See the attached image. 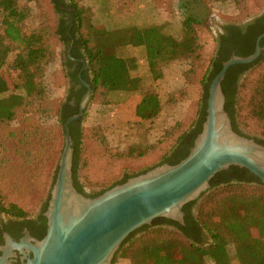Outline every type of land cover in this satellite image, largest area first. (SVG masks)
Returning <instances> with one entry per match:
<instances>
[{"label":"trees","instance_id":"1","mask_svg":"<svg viewBox=\"0 0 264 264\" xmlns=\"http://www.w3.org/2000/svg\"><path fill=\"white\" fill-rule=\"evenodd\" d=\"M58 12L67 13L68 19H60L56 27V34L61 43L66 47L63 62L72 65L78 58L84 59L88 64V70H81L83 63L79 64L78 71L72 73L73 80L80 85L74 92L76 104L70 102L62 103L58 108L44 107L39 109L43 119L57 117L62 128L63 142L65 141L66 120L78 112V104L86 91V87L80 80L82 78L91 84L93 96L98 88L108 92L135 91L139 88L140 79L132 76L131 68L134 67L133 59L118 55L117 49L133 44L137 35L146 46L147 60L150 70L155 79L164 76L160 64L164 58L175 61L186 58L191 61V68H196L197 59L201 58V42L194 24L184 26L180 39L168 37L163 25H149L140 29L125 27L119 29H108L105 26L91 24L86 35L78 32L77 11L75 7L69 9L67 0H48ZM200 1V0H197ZM226 2L229 0H217ZM0 11H3L0 27V73L8 66L9 55L13 47L18 51L13 63V68L23 71V82L21 86L26 90L27 97L0 98V128L2 125L11 123L18 112H29L26 105L33 103L37 98H43L44 90L40 81L39 73L42 67L50 62L53 56L52 42L49 36H39L37 32H27L25 18L27 13L20 9L14 0H0ZM190 19V18H189ZM198 22V21H197ZM258 36H238L232 33L229 36L216 38L217 48L211 57L208 66L207 77L203 78L204 93L199 107L190 114V118L177 121L175 125L160 136L153 145H147L138 150L137 154H129L143 159V167L138 171L125 173L121 180L107 186L92 196L99 195L106 189L120 183H124L132 176L139 175L163 163L177 164L190 152L191 147L198 134L202 131L206 119L207 98L209 86L214 77L223 67V63L231 57L233 50L235 55L249 56L250 51L245 53L242 43L253 42L255 44ZM71 48L73 60L68 55ZM26 52V54L24 53ZM264 63V54L256 61L249 64H235L231 66L222 82V88L226 97L225 109L229 113L233 127L239 130L237 117L239 115V104L245 100L249 117L257 124L264 127V74L248 85H240L237 74L239 70L247 72L250 68L258 67ZM88 71L91 77L88 76ZM8 90V85L0 77V94ZM248 90L247 97L243 91ZM104 91L105 96L107 92ZM156 98L155 106L148 105L144 98L138 103L136 115L141 120H153L162 108L161 99L157 92L152 94ZM92 96V97H93ZM30 113L33 114L32 111ZM188 120V122H186ZM39 121V120H38ZM82 117L69 125L73 140V176L75 186L82 192V184L78 179L80 167L87 165L88 158L84 154L86 129L83 127ZM184 121V122H183ZM39 129L42 126L39 124ZM25 133L19 137L18 152L22 154L26 144L31 143L39 132ZM94 131H96L94 129ZM242 132V131H241ZM243 133V132H242ZM20 135V132H19ZM95 141L101 136L93 134ZM1 137V135H0ZM41 144L45 146L44 136H40ZM262 144L264 142L259 141ZM101 144V142H100ZM6 148V140L1 144ZM25 154L39 153V147H33ZM4 158L0 159V171L3 167ZM81 164V166H80ZM58 170V166H57ZM236 172V174H232ZM242 172V173H240ZM53 175V182L56 178ZM197 200L185 204V224L175 220L159 217L151 224H145L132 232L121 244L116 253L113 264L117 257L128 259L131 264H144L141 256L151 252H162L178 249L179 257L171 264H264V183L248 169L231 166L228 170L218 172L210 181V189L203 194V199L197 207L196 214H192L190 207ZM14 216H26L28 212L17 202H9L7 195L0 194V212ZM204 231L212 238V243L204 247ZM234 244V254L230 252L229 246ZM168 260H171L167 258ZM166 259V261H167ZM165 261V260H164ZM163 261V262H164ZM163 264V263H159Z\"/></svg>","mask_w":264,"mask_h":264},{"label":"rangeland","instance_id":"2","mask_svg":"<svg viewBox=\"0 0 264 264\" xmlns=\"http://www.w3.org/2000/svg\"><path fill=\"white\" fill-rule=\"evenodd\" d=\"M14 2L27 13V32L35 31L39 36H49L53 43L52 59L42 67L38 77L42 82L44 97L26 105L33 114L30 111H20L11 123L0 128V159L4 158V169L0 171V194L7 195L9 202H17L28 214H33L50 198L53 175L58 171L57 166L64 148L62 128L57 117L43 119L39 109L58 108L66 101L75 106L77 96L74 92L80 85L73 80L72 73L78 71L79 64H64L63 53L66 47L56 34L59 20L68 19L67 13L56 11L48 0ZM67 4L70 5L69 9L74 6L77 11L79 36L80 33L86 35L91 24L105 26L110 30L163 25V31L168 37L180 39L184 26L194 24L201 42L202 53L201 58L197 59L196 68H191L192 63L186 58L175 61L164 58L160 64L164 76L160 79H155L150 70L146 46L139 35L132 45L117 49L118 55L135 60L131 74L139 78L140 83L135 91L108 92L98 88L82 117L81 123L87 133L84 154L88 162L84 168L80 167L78 179L85 190L97 193L121 180L125 173L138 171L143 167V159L129 154H137L144 146L155 144L165 130L177 121L191 117L190 114L201 103L204 93L203 78L207 77L209 61L217 48L216 38L221 25L248 20L262 10L264 0H67ZM1 17L3 11H0V27ZM17 52L13 47L8 66L0 73V77L8 85V90L1 93L0 98L27 97L26 90L21 86L24 72L13 68ZM83 70H88L87 62ZM87 73L91 77L90 71ZM263 74L264 63L250 68L241 76L239 89L240 85L250 86ZM104 91L107 92L105 96ZM153 92L159 94L162 108L153 120H141L136 115L137 105L146 95L148 105L155 106ZM247 93L248 90L243 91L246 97ZM27 99L30 100V97ZM236 122L244 134L264 139V127L249 117L245 100L239 104ZM39 124L42 126L41 130ZM37 128V137L26 144L22 158L18 147H15L19 137L22 132L24 135ZM94 133L101 136V141L94 140ZM40 136H44L45 146L41 144ZM5 140L6 148L1 145ZM33 147H39L40 150L38 155L35 152L29 154V159H34L29 162L25 159V154L29 150H35ZM202 199L203 195L193 206L195 214ZM4 214L7 213L0 212V218ZM204 235L202 245L208 247L212 238L206 231ZM229 249L233 255L234 244H230ZM179 254L178 249H173L147 253L141 258L144 264H171ZM114 264L131 263L128 259L117 257Z\"/></svg>","mask_w":264,"mask_h":264},{"label":"water","instance_id":"3","mask_svg":"<svg viewBox=\"0 0 264 264\" xmlns=\"http://www.w3.org/2000/svg\"><path fill=\"white\" fill-rule=\"evenodd\" d=\"M263 35L258 37L256 50L251 55L233 54L212 80L202 131L183 160L158 165L96 196L79 191L73 176L74 148L69 125L83 117L93 96L91 84L80 72L86 91L78 112L64 124V148L45 213L47 233L41 240L33 239L30 243L27 237L4 248L0 264H12L8 259L15 254L12 248L20 250L26 258L25 264H113L124 240L143 225L159 217L185 224L184 205L208 191L211 179L218 172L235 165L248 169L264 183V144L234 129L225 109L222 88L231 66L248 64L258 58ZM68 55L75 60L71 48ZM80 61L84 68L86 62Z\"/></svg>","mask_w":264,"mask_h":264},{"label":"flooded vegetation","instance_id":"4","mask_svg":"<svg viewBox=\"0 0 264 264\" xmlns=\"http://www.w3.org/2000/svg\"><path fill=\"white\" fill-rule=\"evenodd\" d=\"M232 33L233 34L237 33L238 36H258L259 37L263 35L264 34V6L258 14H255L254 16L250 17L248 20L244 22H236V23L231 22V23L222 24L221 31L218 37L226 36V35L229 36ZM258 37L256 38L254 46H253L252 41H250L248 44L242 43V46L245 49V53L250 51V53L252 54L256 50ZM259 44L261 47V53L257 59H259L264 54V35L261 38ZM235 53H236V50H233V52L231 53V56ZM80 59L82 58H78L77 62L81 63L82 61H80ZM83 69L84 68L82 65L81 70ZM243 72L244 71L240 69L237 76L241 77L244 74ZM238 132L242 133L241 131H238ZM254 138L258 142L259 141L264 142V139H259L257 137H254ZM232 166H235V165H232ZM229 168H227L226 170H228ZM234 173L236 174V172H233L232 174ZM82 192L85 193L86 195H91V196L94 195V193L87 192L84 187H82ZM49 199L47 200V203L44 206H42V208H40V210L36 213L28 214L26 216H14L10 214H4L3 216H1L0 218V256L4 254L5 252L4 248L11 246L12 244H15V243L16 244L20 243L27 237L29 238L28 240L30 243L34 242L33 239L41 240L44 238V236L47 233V228H48V218L45 213L48 209ZM193 206L194 205L192 204V206L190 207V211L192 214H194ZM185 215L186 213L184 214V221H185ZM12 250L15 254L8 257V259L12 261V264H25L26 258H23V254L20 252V250L17 248H12ZM30 256H32V253H30Z\"/></svg>","mask_w":264,"mask_h":264},{"label":"crops","instance_id":"5","mask_svg":"<svg viewBox=\"0 0 264 264\" xmlns=\"http://www.w3.org/2000/svg\"><path fill=\"white\" fill-rule=\"evenodd\" d=\"M129 45H132V44H129ZM129 45H127V46H129ZM126 47V46H125Z\"/></svg>","mask_w":264,"mask_h":264}]
</instances>
